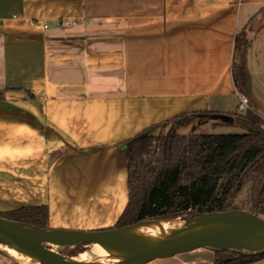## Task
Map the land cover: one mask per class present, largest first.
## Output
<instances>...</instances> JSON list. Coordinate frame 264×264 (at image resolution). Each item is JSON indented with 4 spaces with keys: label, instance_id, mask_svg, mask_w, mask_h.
<instances>
[{
    "label": "crops",
    "instance_id": "crops-1",
    "mask_svg": "<svg viewBox=\"0 0 264 264\" xmlns=\"http://www.w3.org/2000/svg\"><path fill=\"white\" fill-rule=\"evenodd\" d=\"M241 30L264 117V0H0V210L47 205L48 229L114 226L128 201L121 142L237 111Z\"/></svg>",
    "mask_w": 264,
    "mask_h": 264
},
{
    "label": "trees",
    "instance_id": "trees-1",
    "mask_svg": "<svg viewBox=\"0 0 264 264\" xmlns=\"http://www.w3.org/2000/svg\"><path fill=\"white\" fill-rule=\"evenodd\" d=\"M234 43L232 78L239 93L246 94L245 30L236 33ZM227 115L245 131L157 135L150 126L121 142L125 149L128 201L118 216L116 228L152 218H198L230 210L233 197L247 184L252 202L249 211L264 218L262 118L253 109ZM0 216L48 229L47 205L0 210ZM213 250L212 264H245L264 256V252L245 254L231 248Z\"/></svg>",
    "mask_w": 264,
    "mask_h": 264
},
{
    "label": "water",
    "instance_id": "water-1",
    "mask_svg": "<svg viewBox=\"0 0 264 264\" xmlns=\"http://www.w3.org/2000/svg\"><path fill=\"white\" fill-rule=\"evenodd\" d=\"M211 118H219L228 122L233 121V117L223 113L212 114ZM232 212H238L251 217L264 226V218L262 216L255 213L253 214L247 210L231 209L220 212H211L195 219H202L205 215L212 213L221 214L222 217L218 221L205 222L203 224L186 227V229L176 232L175 235L164 241L158 247H151L145 242L125 234L124 230L132 225L118 228L117 230H111L108 228H100L96 230L58 228L40 229L0 216V231L3 234H8L14 243L26 250L29 254H33L44 264H74L68 261L66 257L52 252L49 245H76L83 242L89 245L94 243L101 244V242L104 241H119L123 243L136 252L135 258L125 264H145L152 261L154 258H168L175 254L185 253L204 246L215 247L217 243L223 241H231L232 246L221 248H231L236 249L237 251L242 250L252 254L264 252V236L251 232L241 224L229 222V214ZM153 219L165 218H152V220Z\"/></svg>",
    "mask_w": 264,
    "mask_h": 264
},
{
    "label": "bare ground",
    "instance_id": "bare-ground-1",
    "mask_svg": "<svg viewBox=\"0 0 264 264\" xmlns=\"http://www.w3.org/2000/svg\"><path fill=\"white\" fill-rule=\"evenodd\" d=\"M229 215V222L241 224L251 232L264 236V226L256 220L238 212H232ZM221 217V214L212 213L205 215L202 219L188 218L184 220L181 217L153 219L152 221L135 223L126 228L124 233L145 242L151 247H158L164 241L175 235L176 232L186 229V227L218 221ZM237 217L243 219L244 222H240L239 219H236ZM54 245L50 244L49 248L52 252L57 253L54 247H52ZM230 246H232L231 241H223L215 245L216 248ZM0 254L18 264H44L33 254H29L26 250L14 243L8 234H3L1 231ZM135 255L136 252L119 241H104L101 244H91L89 245V249H85L77 256H67L66 259L74 264H125L133 260Z\"/></svg>",
    "mask_w": 264,
    "mask_h": 264
},
{
    "label": "rangeland",
    "instance_id": "rangeland-1",
    "mask_svg": "<svg viewBox=\"0 0 264 264\" xmlns=\"http://www.w3.org/2000/svg\"><path fill=\"white\" fill-rule=\"evenodd\" d=\"M238 112V110L236 111ZM241 113V112H238ZM246 113V112H244ZM211 118V115L210 117ZM184 121H188L189 119H183ZM182 120V121H183ZM191 123V121L189 122ZM199 123L198 121L193 124H186V127L184 129H178L172 127L169 131L171 133H177V134H184V133H235V132H243L245 129L243 127L233 124V122L224 121L222 119H212L207 124ZM167 132H164L162 134L154 133L157 135H164L167 134ZM234 199L230 202V210H237V209H243L249 211V208L251 207V197H250V185H245L242 189H240L237 194L233 197ZM181 218H186L190 216H180ZM188 219V218H186ZM184 219V220H186ZM192 219V218H191ZM195 219V218H194ZM236 219H239L240 222H244L243 219L237 217ZM115 227H107V228H113ZM116 228V227H115ZM50 247V245H49ZM54 250L67 258V256H77L80 252L84 251L85 249H89V245L83 248L78 245H59L55 244ZM213 249H216L215 247H209L204 246L200 248L193 249L191 251H187L185 253H178L173 256H170L168 258H154L152 261L147 262L145 264H202L204 261L209 259L208 254L214 251ZM242 253L250 254L248 252L239 250ZM0 264H18L17 262H13L9 258L5 257L4 255L0 254Z\"/></svg>",
    "mask_w": 264,
    "mask_h": 264
},
{
    "label": "built area",
    "instance_id": "built-area-1",
    "mask_svg": "<svg viewBox=\"0 0 264 264\" xmlns=\"http://www.w3.org/2000/svg\"><path fill=\"white\" fill-rule=\"evenodd\" d=\"M76 24V20L75 19H62L60 25H75ZM43 26H47L46 23H44ZM239 103L237 105V110L238 112H241V113H244L246 112V110H250L251 107L249 106V98L246 94H242V93H239ZM262 118V128H264V117H261Z\"/></svg>",
    "mask_w": 264,
    "mask_h": 264
},
{
    "label": "flooded vegetation",
    "instance_id": "flooded-vegetation-1",
    "mask_svg": "<svg viewBox=\"0 0 264 264\" xmlns=\"http://www.w3.org/2000/svg\"><path fill=\"white\" fill-rule=\"evenodd\" d=\"M108 229H111V230H117L118 227H117V228L113 227V228H108ZM76 245L81 246V247L83 248L84 246H88L89 244L83 242V243L76 244Z\"/></svg>",
    "mask_w": 264,
    "mask_h": 264
}]
</instances>
